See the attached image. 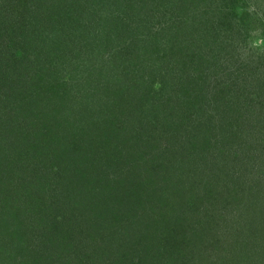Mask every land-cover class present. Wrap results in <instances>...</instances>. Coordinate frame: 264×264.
Here are the masks:
<instances>
[{"label": "trees", "instance_id": "obj_1", "mask_svg": "<svg viewBox=\"0 0 264 264\" xmlns=\"http://www.w3.org/2000/svg\"><path fill=\"white\" fill-rule=\"evenodd\" d=\"M44 1L10 6L12 0H4L3 13L10 15L0 16V28L9 33H0V264H264V173L255 168L264 163V146L247 141L262 121L264 94L259 89L241 97L240 80H232L236 75L220 62L233 38L225 33L230 22L211 9L216 0H174L175 16L155 0L148 6L142 0ZM57 9L65 13L60 22L52 16ZM16 16L39 25L32 23L33 39L9 37L18 27ZM67 19L73 24L65 25ZM104 35L123 43L110 63L99 64L123 80L103 105L97 95L89 101L94 110L82 111L73 100L69 109L64 102L77 82L57 80L64 72L59 67L72 62L81 38V48L96 49L93 39ZM26 39L38 50L35 69L25 66L20 44ZM214 46L222 51L218 59ZM99 55H107L101 46ZM3 66L14 73L7 77ZM31 72L36 80L27 79ZM123 84L132 92L128 99L116 95ZM162 103L183 114L178 125L154 122ZM21 105L40 117L26 120ZM144 108L145 119L154 120L139 126L137 112ZM195 113L203 122L225 121L203 129L208 140L215 128L225 136L209 144L216 149L212 161L225 162L214 166L217 182L198 199L196 171L184 175L171 161H178L180 152L172 155L178 147L183 153L189 137L180 131L197 124ZM15 116L22 119L11 122ZM163 128L169 139L159 148L151 135ZM156 147L158 155L151 152ZM226 147L238 150L228 154ZM248 235L254 237L250 244Z\"/></svg>", "mask_w": 264, "mask_h": 264}, {"label": "rangeland", "instance_id": "obj_2", "mask_svg": "<svg viewBox=\"0 0 264 264\" xmlns=\"http://www.w3.org/2000/svg\"><path fill=\"white\" fill-rule=\"evenodd\" d=\"M18 0H12L10 6H13V4H16ZM33 3L31 2V5L35 6V4L39 5L38 0H32ZM144 2H146V5H149V1L151 3H155V2H159L161 4H163L164 8H166L169 12L170 15H174V14H178L180 11L178 10V7L176 8V4L174 0L173 3L169 4L168 0H142ZM44 2H47V0H45ZM9 3V2H7ZM5 3L4 0H0V16L3 15L4 17L10 15L8 12L7 13H3L5 10ZM172 7H175L174 9ZM218 8V10H217ZM172 9L174 10V12L172 13ZM213 13L216 14L218 13L219 15L222 14L223 17H226V23H229L228 25L231 26L230 31L229 30H225V33L227 34L226 36H229V34H231L230 36L233 38V41H229L231 44L230 48H225L224 51H229L230 53L225 56V60L224 58L222 60H220V62H224L226 65L229 66V70L232 72V74H235L236 76L234 77V75L232 76V80H240V86H242V88L240 89V95L241 97L246 96L245 92L248 91H252L254 94L255 92H258L259 89H261V93L264 94V0H216L215 3H213L212 8ZM66 10V9H65ZM37 11H33L32 14H34ZM64 11L59 12V10L57 9L55 11L54 14H52V16H56V19L58 22H60L59 20H61L60 18H62V16H64ZM41 15V14H40ZM207 15H211V12L208 13ZM89 16L90 13H87L84 17H86L85 22L87 23L89 21ZM175 16V15H174ZM172 16V17H174ZM17 20H18V16ZM72 23V20L67 19L66 22L64 23L65 25L68 23ZM34 26L39 27V25H36L35 22H33L31 17H28L27 19H24V22H20V20H18V27L16 28V33L14 35H10L9 37L12 38V36H16V34H19L20 38H24V37H29L30 39H33L35 36V31L36 28L34 26H32L33 24ZM74 27V25H72ZM41 29V28H40ZM47 29V27H46ZM11 31V30H10ZM34 32V33H33ZM231 32V33H230ZM0 33H3L5 35V37L7 36V34H9L8 32H3V30L0 28ZM49 34V33H48ZM223 35V34H222ZM110 35L107 36H102L99 38V36L97 37H93L94 41H92L93 43L91 45L93 46H98V48L94 49V48H81L82 44H83V39L81 38V42L79 44V48L78 51L74 54L73 58L71 59L72 62H70V60H65L61 63V66L64 68H60L59 69H63L64 72H62L61 78H57V80H61L62 78H64V80H73L75 81V90L70 91V97L69 99H67L64 103L65 105H68L69 109H73L75 107L71 106L72 103H74L73 101L80 103L78 107L80 110L85 111L84 109L85 107H88L90 110H94L95 107H91L90 105H88V103H90L91 101H93V97H95L97 95V97L99 98V100H101L100 106L104 104V102H102L103 98L108 97L110 98L112 96V94H114L115 91H117L116 86H119L120 81L119 80H123V77L120 76V78H118V71H111V70H105L103 69L102 66H100L99 63L104 64L105 62L110 63V59L111 56L113 55V53L115 52V50H118L117 48H119L121 46V44L123 43V41L120 40H115L112 39L111 37H109ZM229 36V37H230ZM224 37V35H223ZM107 38H109V42H105L107 40ZM26 42H22L20 46H22L21 52L24 53V55L27 56L28 58V63L25 65L26 67L28 66V68H37V57H38V50L33 49L36 46L30 47L32 46L31 42L27 41V39L25 40ZM102 41L105 42L102 45ZM84 44L85 41H84ZM228 44V43H227ZM12 46V44H11ZM99 46L102 47V50H106L107 51V55L105 57L100 58L101 55H99ZM224 46L226 47V43H224ZM32 48V49H31ZM215 57L217 56V54L222 53L221 48L218 46H214V48H212ZM197 56V55H196ZM207 61L209 60L208 58H206ZM215 59V58H214ZM218 59V56L217 58ZM3 71L7 74V77L12 75L14 73V71L12 69H10V67L6 68L3 66ZM28 68H26V72H28ZM23 71V68H22ZM210 71L208 70L207 73H209ZM32 74V72L30 73ZM49 74V72L47 73ZM178 75V74H177ZM239 76V77H238ZM15 77V75H14ZM32 77H34L33 80H36L35 77H37V74H32L29 75L27 77L28 80H31ZM49 77L48 75L45 76ZM245 78V79H244ZM211 80H214V76L210 77ZM1 80H9V81H13L12 78H2ZM46 80V79H43ZM231 80V79H230ZM241 80H247L248 84H245L244 81ZM165 80H157V82H163ZM171 80H166V82H170ZM177 83H179L177 80H173ZM110 86L112 87L111 89H106L105 86ZM157 85V84H156ZM246 85V86H245ZM36 86V84H35ZM158 86V85H157ZM105 88V89H104ZM109 88V87H107ZM121 90V93L119 94L118 92H116V95H118L121 99H128V96H133L131 91L130 93L128 92L127 94V90L125 88H127L124 84L119 87ZM131 90V89H130ZM203 92V91H202ZM42 93L41 90H38V94ZM251 94V95H252ZM137 95V94H136ZM166 92L161 94V98H165L166 96ZM264 98V95H262ZM233 98V97H232ZM237 98V97H236ZM73 100V101H72ZM69 101V103H67ZM90 101V102H89ZM236 102V101H235ZM55 103V102H54ZM58 103V102H57ZM164 104V109L162 110V112H160L159 116L157 117L156 120L154 119H145L146 118V114L148 108H144L142 110H139V112H137V120H139V126L140 123L141 125H143L142 122L147 123V120H154V122L156 123L157 121H168V123H172L173 125L176 124L178 125L179 123V119L183 118V114H177L175 112H168V110H170L171 108H169L170 103H162ZM232 105H235L234 101L232 103ZM22 111H24V115H26V120L27 119H36L40 116H38L37 114H35V116L33 117V115L29 112H27L28 110L30 111V109L26 106V105H21ZM44 108L46 109V107H42L41 110L43 111ZM123 108H125L123 106ZM39 109V111H41ZM47 110V109H46ZM210 110H212V108H210ZM41 111V112H42ZM145 113H144V112ZM143 112V113H142ZM214 112V111H211ZM222 112V111H221ZM262 112H264V109H262ZM217 113V112H214ZM22 115V112H21ZM201 113H195V118L192 119V124L195 125H188L184 130H181L180 133H184L187 134L189 137V141L184 145L185 149H183V153H181V147H178L179 150L172 154L175 155L178 152L179 155L177 154V162L174 159H171V161L173 163H178V167L180 168L181 172H185V170H195L197 175H195L197 177V181L196 184L194 186L195 188V195H196V199L200 198L203 195L207 196L208 195V189H209V185L211 184V182L216 183L217 180L213 179L215 177V175L217 176L218 171L214 170V166L216 168H220L222 163L225 162L224 160H220L221 165L216 162V161H212V156L216 155V149H214L212 147V145H209L210 143H216V141H222L225 139V136L220 135L219 130L217 128L212 130V140H208V137L206 135V131H204V127L205 125H214V126H223L222 124L225 122L223 121V123L221 124L222 120L219 121L217 119L213 120L212 123L207 121V122H203V117L200 116ZM233 117L234 114L232 115ZM103 117V116H102ZM124 117V115H123ZM15 119H22V117L19 116H15V118L13 120H11V122H13ZM96 121L99 119V115L96 116ZM229 120V117H228ZM35 121V120H34ZM121 122V120H118ZM241 121V120H240ZM264 114L262 117V121L259 124V126L257 125V128L255 130V137H248V140H252L251 143H256V147H258L259 149L261 148V145L264 146ZM118 122L116 126H120L123 125L122 123ZM10 124V120L7 121V124ZM153 123L152 121L149 122L148 124ZM191 123V122H188ZM72 125V124H71ZM96 125V124H95ZM95 128H99V123H97V126H95ZM120 128V127H119ZM160 128V127H159ZM121 129V128H120ZM170 129V128H168ZM160 130V129H159ZM158 131V130H157ZM167 128H163V130L159 133L156 132H152L153 135H151V139L155 140L158 139L157 141H154V143H156L159 148L160 145L164 146L167 145L168 143V139L166 137V132ZM132 135V133H130ZM260 135V136H259ZM222 136V137H220ZM132 137V136H131ZM129 135V138H131ZM176 139L179 138L178 135L175 134ZM181 137V136H180ZM185 139V137H183ZM243 138V137H242ZM240 138V139H242ZM179 142V141H178ZM134 144V143H133ZM139 146V145H138ZM157 146V147H158ZM154 148L151 150V152H155V154H160L161 151L159 149ZM143 148V147H140ZM227 148V147H226ZM239 148H242L239 146ZM231 149H236L238 150V147L234 148V147H228L227 149H225L228 154L233 153L230 150ZM261 151H263L264 153V148L263 150L261 149ZM258 152H260L258 150ZM131 157L135 158L134 153L131 152ZM163 157H167V155H162ZM240 157L242 158V156L240 155ZM149 158L146 159V162H148ZM216 159V158H215ZM233 158H230L229 161H231ZM264 159V156H263ZM142 160L140 159V162ZM168 162V161H165ZM211 162V163H210ZM224 165H222L223 167ZM42 168V167H41ZM256 169H261L260 171H262L264 173V163H259L258 165H255ZM34 170V169H33ZM42 170V169H41ZM69 170V167L67 168V171ZM240 170V171H239ZM66 171V172H67ZM232 171V170H231ZM238 171L239 172H245V170L239 166L238 167ZM257 171V170H256ZM185 175V174H184ZM30 176V175H29ZM193 179H196L194 177V175H191ZM264 183V182H263ZM262 183V184H263ZM228 186L230 185L229 183H227ZM249 186V184L245 187L247 188ZM207 191V192H206ZM119 222V221H118ZM117 222V224H118ZM186 226H181V228H184ZM240 236V235H239ZM241 237V236H240ZM248 240L247 242L250 244L252 242V239H254L253 236H249L248 235ZM242 238V237H241ZM226 240V237H225ZM85 243V242H84ZM247 243H245L243 245V254H245L246 256L250 254V249L249 247H247L246 245H249ZM86 246V245H85ZM244 255V256H245ZM245 256V257H246ZM258 260V258H257ZM256 262V260H255ZM260 262V260H259Z\"/></svg>", "mask_w": 264, "mask_h": 264}]
</instances>
